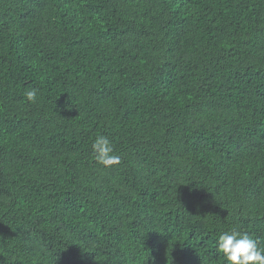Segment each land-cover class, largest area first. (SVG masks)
<instances>
[{"label":"trees","instance_id":"16d2710c","mask_svg":"<svg viewBox=\"0 0 264 264\" xmlns=\"http://www.w3.org/2000/svg\"><path fill=\"white\" fill-rule=\"evenodd\" d=\"M233 228L264 246V0H0V264H227Z\"/></svg>","mask_w":264,"mask_h":264},{"label":"clouds","instance_id":"9594fccd","mask_svg":"<svg viewBox=\"0 0 264 264\" xmlns=\"http://www.w3.org/2000/svg\"><path fill=\"white\" fill-rule=\"evenodd\" d=\"M38 89L29 88L24 92L28 102L35 103ZM94 162L105 169H111L122 163L109 137L97 135L91 144ZM217 253L223 254L227 264H264V246L247 232L235 228L221 232L217 238Z\"/></svg>","mask_w":264,"mask_h":264}]
</instances>
